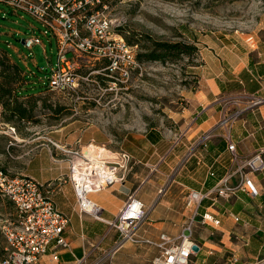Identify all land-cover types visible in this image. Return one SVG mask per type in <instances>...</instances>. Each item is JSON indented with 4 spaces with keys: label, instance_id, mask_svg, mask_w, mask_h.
<instances>
[{
    "label": "crops",
    "instance_id": "crops-1",
    "mask_svg": "<svg viewBox=\"0 0 264 264\" xmlns=\"http://www.w3.org/2000/svg\"><path fill=\"white\" fill-rule=\"evenodd\" d=\"M204 65L200 86L184 110L187 127L178 135L179 139L170 142L157 130L137 135L134 140L139 146L121 150L130 160L105 150L107 157L111 155L119 166L117 181L89 195V200L102 208V217L108 221L115 218L130 194L142 201L147 214L139 230L143 238L155 240L158 236L152 239L148 234L156 232L178 235L176 227L184 226L191 216L185 207L186 194L189 191L210 193L228 173L236 172L233 154L228 150L230 144L234 145V154L239 160L264 148V32L231 46L226 57L209 55ZM50 132L59 133V130ZM2 134L10 138L9 146L25 148L24 154L10 155L12 174L48 185L54 203L70 219L64 233L69 247L58 252L59 262L75 264L76 260H84L86 254H91L86 263L93 264L98 250L106 247L111 250L118 234L78 210L69 180L72 160L61 154L57 143L60 140L54 137L58 135L50 139L60 148L46 143L45 133L24 138L8 125ZM205 135L210 138L201 143ZM35 149L39 151L33 158L25 159L26 167L15 169V162ZM187 151H191V156L184 159ZM171 155L175 157L170 163L177 172L167 184L165 178L171 172L165 173L163 166H168ZM229 183L236 186L238 178L234 176ZM252 183L258 191L255 198L237 191L228 200L205 199L201 203L198 213L212 214L219 225L204 226L200 217L195 220L192 240L199 252L192 257L193 264H259L264 259V170L253 174ZM161 187L165 189L159 196ZM233 216L240 221L236 222ZM50 255L51 250L39 262L55 264L50 261ZM233 255L238 258L237 263L231 262ZM121 261L126 264L125 257Z\"/></svg>",
    "mask_w": 264,
    "mask_h": 264
},
{
    "label": "rangeland",
    "instance_id": "rangeland-1",
    "mask_svg": "<svg viewBox=\"0 0 264 264\" xmlns=\"http://www.w3.org/2000/svg\"><path fill=\"white\" fill-rule=\"evenodd\" d=\"M106 3L110 15L124 21L123 38L128 45L136 47L138 55L151 53L157 42L188 45L195 48V53L174 54L164 61L142 58L138 60L139 69L116 84L107 76L104 64L81 61L77 73L88 79L80 81L75 93H60L44 85L45 69L50 61L55 63L57 59L56 41L44 37V28L31 16L12 12L0 3V48L8 57L4 70L11 75L8 65L14 62L29 72V86L35 94L20 100L32 108L36 121L30 125L18 122L14 127L24 138L45 133L46 143L60 140L57 143L61 154L72 161L77 160L76 153L94 147L121 154L123 149L139 146L135 136L150 131L163 132L170 142L179 139L178 135L187 127L184 110L200 86V72L207 57H226L231 46L264 32V0H106ZM32 35L38 36L41 44L28 50L21 41ZM7 126L0 106V169L12 174L10 155L24 154L25 148L9 146L10 138L2 134ZM57 130L59 133L50 132ZM53 135H58L54 136L55 140L50 139ZM38 151L35 149L20 158L13 165L15 169L25 168V159L33 158ZM190 153L185 152L184 159ZM173 157L167 161L168 166H163L165 173L171 172L165 178L167 184L177 172L170 163ZM14 212V206L0 196V262L5 255L1 230L13 219ZM182 228L183 225L176 227L179 233ZM148 235L155 239L158 232ZM115 248L98 250L95 259ZM117 252L113 264H125L121 261L123 257L126 264H150L156 254L148 246L128 242Z\"/></svg>",
    "mask_w": 264,
    "mask_h": 264
},
{
    "label": "built area",
    "instance_id": "built-area-1",
    "mask_svg": "<svg viewBox=\"0 0 264 264\" xmlns=\"http://www.w3.org/2000/svg\"><path fill=\"white\" fill-rule=\"evenodd\" d=\"M0 3L12 12L31 16L44 28L43 36L56 41V62L50 61L49 67L45 69L47 79L44 85L50 90L75 93L80 81L88 79L77 73L83 63L81 61L104 64L109 73L107 76L115 84L129 78L139 69L136 47L128 45L123 38L124 21L110 15L106 0H0ZM22 42L28 50L41 44L36 35ZM209 138L208 135L203 136L201 143ZM48 142L60 148L54 142ZM228 150L233 154L236 172L228 173L210 193L189 191L184 200L191 216L182 231L176 237L161 233L155 240L139 236L147 214L143 202L138 201L133 194L127 197L123 208L113 220L108 221L102 217V208L92 203L89 195L101 192L117 181L119 166L115 163L95 165L83 158V152L76 153L74 157L77 160L71 161L69 180L79 212L104 223L109 230L118 234V240L113 244L114 248L117 245L116 248L96 258L93 264H113V257L127 242L154 249L156 254L150 259V264H191L192 257L199 252L193 251L194 246L198 247L192 240L195 220L200 217V223L204 226L219 225V220L212 214L198 213L201 203L205 199L214 202L219 199L228 200L237 191L245 192L252 198L258 195L252 176L264 170V148L242 160L234 154L233 144L228 146ZM117 155L130 160L124 152ZM234 176L238 178L236 186L229 183ZM0 196L9 201L15 210L13 219L1 230L5 239V255L0 264H38L49 250L50 261L62 264L58 252L69 247L64 233L70 219L54 203L49 186L36 179L15 176L0 169ZM233 218L236 222L240 221L237 216ZM90 255L86 254L84 260H76L74 263L87 264L86 259ZM230 258L232 263L238 262L236 256ZM259 264H264V259Z\"/></svg>",
    "mask_w": 264,
    "mask_h": 264
},
{
    "label": "trees",
    "instance_id": "trees-1",
    "mask_svg": "<svg viewBox=\"0 0 264 264\" xmlns=\"http://www.w3.org/2000/svg\"><path fill=\"white\" fill-rule=\"evenodd\" d=\"M130 42V41H129ZM140 42V40H139ZM155 49L149 54H137V59L145 58L147 60L164 61L167 56L185 54L191 56L195 53V48L184 44L154 43ZM8 61L6 51L0 48V106L5 122L18 131L14 125L22 122L32 124L36 121L32 115V108H28L25 102L20 99L35 96L31 93L32 86H29L28 77L30 74L17 64L11 63L8 68L11 75H8L5 70V62ZM19 132V131H18Z\"/></svg>",
    "mask_w": 264,
    "mask_h": 264
},
{
    "label": "bare ground",
    "instance_id": "bare-ground-1",
    "mask_svg": "<svg viewBox=\"0 0 264 264\" xmlns=\"http://www.w3.org/2000/svg\"><path fill=\"white\" fill-rule=\"evenodd\" d=\"M83 158L95 165L115 163V158L111 157V155L107 157L105 150L95 147L93 149H84Z\"/></svg>",
    "mask_w": 264,
    "mask_h": 264
},
{
    "label": "water",
    "instance_id": "water-1",
    "mask_svg": "<svg viewBox=\"0 0 264 264\" xmlns=\"http://www.w3.org/2000/svg\"><path fill=\"white\" fill-rule=\"evenodd\" d=\"M22 43H23V42H22ZM198 250H199V249H198L197 246H194V247H193V251H194V252H198Z\"/></svg>",
    "mask_w": 264,
    "mask_h": 264
}]
</instances>
